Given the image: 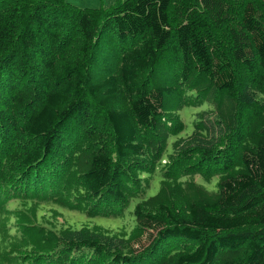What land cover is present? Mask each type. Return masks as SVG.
<instances>
[{
    "label": "trees",
    "instance_id": "16d2710c",
    "mask_svg": "<svg viewBox=\"0 0 264 264\" xmlns=\"http://www.w3.org/2000/svg\"><path fill=\"white\" fill-rule=\"evenodd\" d=\"M133 200L127 240L35 220ZM0 264H264V0H0Z\"/></svg>",
    "mask_w": 264,
    "mask_h": 264
},
{
    "label": "rangeland",
    "instance_id": "374dc122",
    "mask_svg": "<svg viewBox=\"0 0 264 264\" xmlns=\"http://www.w3.org/2000/svg\"><path fill=\"white\" fill-rule=\"evenodd\" d=\"M66 1V0H65ZM67 2V1H66ZM109 6V5H108ZM237 70V68L235 69ZM238 71V70H237ZM169 71L164 69L163 73L167 74ZM240 71H238L237 74H239ZM171 76V75H169ZM172 77V76H171ZM162 77H155L154 80L150 81V83L154 84V86H160L161 85V80ZM166 78L163 77V80ZM170 84L168 85H176L175 82H173L172 78L169 80ZM172 81V82H171ZM167 83V82H166ZM205 83V79L203 78H198L196 83H194V86H203ZM165 86H168L167 84H163ZM176 93H180L179 89L176 90ZM119 102L120 104L122 103V100L124 99L122 93L120 92L119 94ZM179 103H183L181 100ZM195 103V102H194ZM182 105V104H181ZM179 105V106H181ZM177 103H170L168 104L167 112H166V121L168 124H173L176 129V133L182 132V128L178 127V121L179 118L183 120V123L186 124L187 126V131L192 129V123L195 117V113L197 108L195 107H185L179 114V116H175L174 114L177 112V107H179ZM252 117H255V114L251 115ZM180 119V121H182ZM180 123V122H179ZM181 126V125H180ZM184 139L187 137L186 135L182 136ZM173 147L171 145L168 146V151L170 152ZM161 166L156 167V172L152 174L151 176L147 175V183L145 185L146 187V195L148 197H151L155 195L160 187V182H161ZM143 178V176L141 177ZM195 182H197L201 187L208 191L215 192L217 190V176H211L207 180L205 178L199 177L194 179ZM136 204V200H133L128 208L123 212V216L117 217V218H111V219H106V218H88L82 213L76 212V211H68L66 209H62L59 207L50 205V204H42L38 205V208L40 211L36 214L35 220L37 224H57V228L62 227V228H71L73 231L74 230H79L80 228H92V227H97V228H102L106 231H108L109 236L116 237L117 240L120 239H125L127 240L129 237L133 235L134 228H135V221L132 215V211L134 208V205ZM37 207V206H36ZM54 210V211H52ZM12 216V213L9 215V217ZM25 218H21L18 222L24 221ZM13 221V220H12Z\"/></svg>",
    "mask_w": 264,
    "mask_h": 264
},
{
    "label": "crops",
    "instance_id": "0c3cea01",
    "mask_svg": "<svg viewBox=\"0 0 264 264\" xmlns=\"http://www.w3.org/2000/svg\"><path fill=\"white\" fill-rule=\"evenodd\" d=\"M68 3L79 8H98L107 7L114 3L115 0H66Z\"/></svg>",
    "mask_w": 264,
    "mask_h": 264
}]
</instances>
